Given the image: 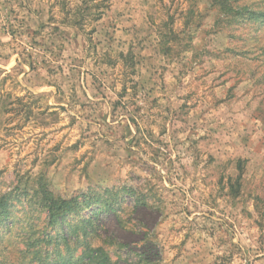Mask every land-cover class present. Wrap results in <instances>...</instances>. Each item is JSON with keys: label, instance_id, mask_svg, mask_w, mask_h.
Masks as SVG:
<instances>
[{"label": "rangeland", "instance_id": "obj_1", "mask_svg": "<svg viewBox=\"0 0 264 264\" xmlns=\"http://www.w3.org/2000/svg\"><path fill=\"white\" fill-rule=\"evenodd\" d=\"M218 15L209 0H0V264L88 244L115 264H264V21ZM44 191L79 213L51 223ZM99 198L112 205L94 217Z\"/></svg>", "mask_w": 264, "mask_h": 264}, {"label": "trees", "instance_id": "obj_2", "mask_svg": "<svg viewBox=\"0 0 264 264\" xmlns=\"http://www.w3.org/2000/svg\"><path fill=\"white\" fill-rule=\"evenodd\" d=\"M210 3L217 7L219 10V15L217 18V22H224L230 24H239V22L245 20L246 18H250L251 20H261L264 21V10H253L251 7L247 5L248 0H209ZM44 198L46 202V206L49 208V218L50 222L54 223L58 216H65L72 211H77L79 213V203L76 197L72 198V201H66L60 197H54L51 192L45 193ZM10 194H4L0 196V217L7 216L9 212V203L8 198ZM92 199V198H91ZM98 202L99 206L93 212V216L96 217L97 214L101 211V209L106 210L108 207H111L110 200H103L102 198L95 199ZM139 203V200L136 204ZM89 208V205L85 207ZM80 222L74 225L71 228L72 234H77L79 230H82L84 233L89 226L90 220L86 217L81 216ZM49 233L47 232L46 235ZM50 237V235H49ZM48 237V238H49ZM55 251V250H54ZM140 261L146 262L148 260L147 257L143 258V254L139 257ZM56 264H115L109 256V253L103 247H93L90 244L85 246L83 253L73 260L71 258L66 259L64 255H60L58 260L55 261Z\"/></svg>", "mask_w": 264, "mask_h": 264}]
</instances>
